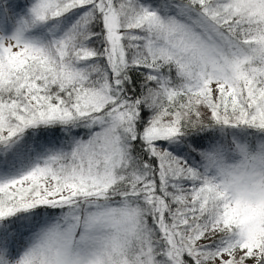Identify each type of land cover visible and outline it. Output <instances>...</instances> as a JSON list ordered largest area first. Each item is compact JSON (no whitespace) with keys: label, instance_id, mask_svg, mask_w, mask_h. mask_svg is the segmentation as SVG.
Segmentation results:
<instances>
[{"label":"snow or ice","instance_id":"6c2138e0","mask_svg":"<svg viewBox=\"0 0 264 264\" xmlns=\"http://www.w3.org/2000/svg\"><path fill=\"white\" fill-rule=\"evenodd\" d=\"M0 264H264V0H0Z\"/></svg>","mask_w":264,"mask_h":264}]
</instances>
